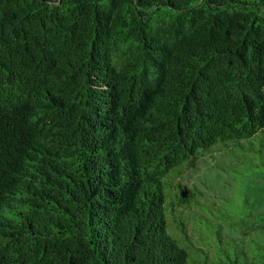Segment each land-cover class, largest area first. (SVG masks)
Instances as JSON below:
<instances>
[{"label": "trees", "instance_id": "obj_1", "mask_svg": "<svg viewBox=\"0 0 264 264\" xmlns=\"http://www.w3.org/2000/svg\"><path fill=\"white\" fill-rule=\"evenodd\" d=\"M215 153L264 179V0H0V264H264Z\"/></svg>", "mask_w": 264, "mask_h": 264}, {"label": "rangeland", "instance_id": "obj_2", "mask_svg": "<svg viewBox=\"0 0 264 264\" xmlns=\"http://www.w3.org/2000/svg\"><path fill=\"white\" fill-rule=\"evenodd\" d=\"M230 163L232 161L221 153L210 154L199 158L195 165L187 168L178 179L196 194H202L201 201L210 203L211 206L220 207L217 195H223L231 199L232 207L237 211L247 200L251 205L260 206V210H263L264 179L256 178L255 175L242 177L228 168ZM241 167L244 169V166ZM174 191L175 188H171L172 195ZM212 201L214 203H211Z\"/></svg>", "mask_w": 264, "mask_h": 264}, {"label": "water", "instance_id": "obj_3", "mask_svg": "<svg viewBox=\"0 0 264 264\" xmlns=\"http://www.w3.org/2000/svg\"><path fill=\"white\" fill-rule=\"evenodd\" d=\"M186 193L185 192H183V195H185Z\"/></svg>", "mask_w": 264, "mask_h": 264}]
</instances>
